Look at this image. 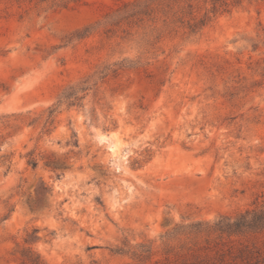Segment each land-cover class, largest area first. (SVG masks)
I'll list each match as a JSON object with an SVG mask.
<instances>
[{"label":"rangeland","instance_id":"374dc122","mask_svg":"<svg viewBox=\"0 0 264 264\" xmlns=\"http://www.w3.org/2000/svg\"><path fill=\"white\" fill-rule=\"evenodd\" d=\"M0 264H264V0H0Z\"/></svg>","mask_w":264,"mask_h":264},{"label":"trees","instance_id":"16d2710c","mask_svg":"<svg viewBox=\"0 0 264 264\" xmlns=\"http://www.w3.org/2000/svg\"><path fill=\"white\" fill-rule=\"evenodd\" d=\"M79 98L77 97V90H75L74 88H70L68 91H66L65 93H63V95L61 96V99L58 102H66L69 105H74L76 101H78ZM54 110H51L49 112V118L53 115ZM74 144H76V142H74ZM32 167H35V162L31 161L30 162Z\"/></svg>","mask_w":264,"mask_h":264},{"label":"bare ground","instance_id":"6f19581e","mask_svg":"<svg viewBox=\"0 0 264 264\" xmlns=\"http://www.w3.org/2000/svg\"><path fill=\"white\" fill-rule=\"evenodd\" d=\"M114 148H115V145H110L111 150H114Z\"/></svg>","mask_w":264,"mask_h":264}]
</instances>
